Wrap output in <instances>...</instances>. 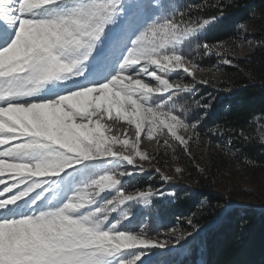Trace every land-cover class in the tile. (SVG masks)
<instances>
[{
    "label": "snow or ice",
    "instance_id": "obj_1",
    "mask_svg": "<svg viewBox=\"0 0 264 264\" xmlns=\"http://www.w3.org/2000/svg\"><path fill=\"white\" fill-rule=\"evenodd\" d=\"M233 3L0 0V264H163L154 250L194 239L192 216L187 229L177 217L182 235L137 220V205L174 196L165 185L183 168L157 167L158 188L126 180L147 171L137 158L159 162L143 139L195 159L213 101L199 96L209 81L194 70L212 56L215 68L234 65L224 42L205 37ZM109 120L134 126L135 138L107 135ZM225 131L209 129V145ZM233 133L248 139L233 128L228 144Z\"/></svg>",
    "mask_w": 264,
    "mask_h": 264
},
{
    "label": "trees",
    "instance_id": "obj_2",
    "mask_svg": "<svg viewBox=\"0 0 264 264\" xmlns=\"http://www.w3.org/2000/svg\"><path fill=\"white\" fill-rule=\"evenodd\" d=\"M170 2L185 5L201 3L202 0ZM207 2L212 3L213 0ZM214 12V9H207L206 14ZM238 25H248L253 29L250 38L255 47L243 58H234L233 66L224 67L220 86L225 87L229 80L230 90L223 93L221 98L212 100L208 118L201 128L203 135L200 140L207 144L209 129H215L218 125L229 131L233 128L237 131L243 129L248 139L235 137L233 133L234 138L229 145L236 149V156L244 161L246 168H264V145L259 142L256 128L264 117V0H234L233 6L225 9V16L207 30L205 37L213 43H236L240 40L242 28H238ZM215 61V56L206 57L201 64L205 69ZM204 90L199 96L206 94L207 89ZM229 131L224 132L226 140ZM220 136H211V140L215 141ZM212 165L226 171L227 157L217 153ZM235 189L231 190L232 195H236ZM198 190L192 192L187 187H176L173 202L158 208L156 214L149 215L150 227L155 226L159 219L161 231L170 227L177 217L186 219L192 216L198 221L202 229L200 233L188 247L172 255L177 264H199V261L201 264H264V206L226 204L223 208H217V205L223 204L224 196L200 188Z\"/></svg>",
    "mask_w": 264,
    "mask_h": 264
},
{
    "label": "rangeland",
    "instance_id": "obj_3",
    "mask_svg": "<svg viewBox=\"0 0 264 264\" xmlns=\"http://www.w3.org/2000/svg\"><path fill=\"white\" fill-rule=\"evenodd\" d=\"M246 33H254L253 29L248 25H244L240 29V40L236 43L229 42L225 44L227 49L225 50L226 56L240 59L243 58L251 48L255 47V43L252 42L250 38L251 35L246 36ZM217 63L218 61L216 59L211 67L205 68L203 71L194 70L197 79H207L209 81L206 86L198 85L200 94L205 91L204 89H207L203 98L213 100L214 98L222 97L223 93L229 92L230 90L228 87L230 85L229 80H227L225 87L220 86L224 78L223 69L226 66L215 68L214 66ZM107 128L110 130L107 131L106 134L118 140L128 139L131 142L135 138L134 126L129 128L125 122L109 120L107 121ZM256 128L259 142L264 145V117L261 119V123L256 125ZM160 139L164 140L167 139V137H160ZM217 143L224 145V147H217ZM155 145V140L149 141L143 139L141 141L140 150L154 157L159 156V162L155 159L149 162L141 161L137 158L136 164L142 165L147 171L143 175H137L126 180V187L129 190H133L134 188L147 190L149 185L158 188L162 182L159 180L155 169L159 167L162 172L175 175L174 169L179 166L185 170L184 175L178 177L172 184L165 185V187L173 193H175L176 187H187L192 192H197L200 188V190L217 193L231 200V202L227 204L228 206H235L238 204L264 206V168H246L244 166V161L236 156V149L227 143L224 136H220L217 140L212 141L211 145H209V143L206 144V142L202 140L194 141L192 145V154L195 159L193 160L187 158L181 159L179 150L175 153L177 158L173 160V152L171 149L165 151L162 148L158 149ZM122 147V145L117 143L114 145V150H121ZM217 153L227 157L228 168L226 171L218 168L217 165H212V160ZM196 168L202 169L203 171H196ZM189 174L192 176V180L187 179ZM196 180H199L200 184H196ZM233 188H236V195L230 193ZM172 200L173 197H166L161 200H155L152 205H137V220L142 217H148L151 213L156 214L158 208L163 207L165 204L172 203ZM181 220L183 221L184 229H187V218H181ZM174 226L177 228L176 235H182L183 230L180 225L176 224V220ZM201 230L200 227L198 231ZM184 243L185 242L182 241V244ZM174 247L175 244L173 243L170 244L169 248L166 250H154L152 253L153 259H160L163 264H177V260L172 258L173 254L169 252ZM164 254H168L169 258ZM198 263L201 264L200 261Z\"/></svg>",
    "mask_w": 264,
    "mask_h": 264
},
{
    "label": "bare ground",
    "instance_id": "obj_4",
    "mask_svg": "<svg viewBox=\"0 0 264 264\" xmlns=\"http://www.w3.org/2000/svg\"><path fill=\"white\" fill-rule=\"evenodd\" d=\"M174 223H175V221L173 222V226H174ZM197 233H198V232H197ZM197 233L195 234L194 238L196 237ZM192 240H193V238H191L190 240H188L187 243L182 244V242H181L180 244L175 245V247H174L172 250H170L169 252H172V251H174V250H176V249H179V248H182V247L186 246V245L189 244V242H191Z\"/></svg>",
    "mask_w": 264,
    "mask_h": 264
}]
</instances>
